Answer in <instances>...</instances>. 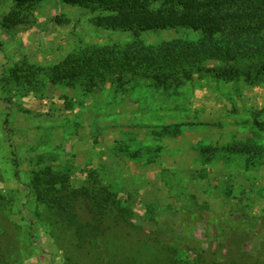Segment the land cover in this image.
I'll use <instances>...</instances> for the list:
<instances>
[{"label":"rangeland","instance_id":"1","mask_svg":"<svg viewBox=\"0 0 264 264\" xmlns=\"http://www.w3.org/2000/svg\"><path fill=\"white\" fill-rule=\"evenodd\" d=\"M11 9L12 0L0 5V232L12 264H164L165 252L147 242L155 243L160 219L196 220L193 234L207 249L216 219L264 215V152L250 158L226 150L238 142L264 149L256 126L264 122V74L251 69L264 57L207 59L165 87L149 77L113 76L89 85L87 68L76 64L78 82L70 87L62 75L71 54L125 46L133 35L94 26L92 7L45 0L30 7L29 24L7 27ZM200 37L174 29L143 32L139 42L156 48ZM177 126L178 136L168 134ZM42 167L65 172L73 187L95 173L129 210L130 226L97 248H79L72 229L28 190ZM252 248L247 242L244 249Z\"/></svg>","mask_w":264,"mask_h":264},{"label":"trees","instance_id":"2","mask_svg":"<svg viewBox=\"0 0 264 264\" xmlns=\"http://www.w3.org/2000/svg\"><path fill=\"white\" fill-rule=\"evenodd\" d=\"M5 1L0 0V5ZM44 1L12 0L5 26L29 24L28 10ZM58 1L68 6L92 7L98 12L93 19L94 26L129 32L134 37L125 46L90 47L81 54H71L64 63L72 68L62 75L63 82L70 87L78 82L74 75L79 72L76 64L87 68L89 85L113 76L119 82L125 77H149L155 85L165 87L169 80L173 84L182 83L207 59L234 61L264 57V0ZM174 29H190L201 37L196 42L177 39L156 48L143 47L139 42L143 32ZM254 68L259 70V76L264 74V63L251 69ZM247 79L252 80L250 73ZM256 126L259 132H264V122H256ZM168 134L178 136L179 126ZM226 150L250 158L264 152L263 147L250 142H238ZM28 190L35 202L45 206L57 222L72 229L81 249L97 248L102 237L120 232L130 223L129 210L100 184L95 173L88 175L84 185L73 187L65 172L42 167L31 174ZM3 200L0 191V203ZM181 212L188 214L185 209ZM156 224L151 234L155 243L146 237L147 242L165 252L164 264H264V215L257 218L235 211L216 219L212 225L215 237L207 243V249H203L193 234L196 220L188 219L187 215L160 219ZM247 242L254 243L250 251L244 249ZM9 254L0 232V264H12Z\"/></svg>","mask_w":264,"mask_h":264}]
</instances>
